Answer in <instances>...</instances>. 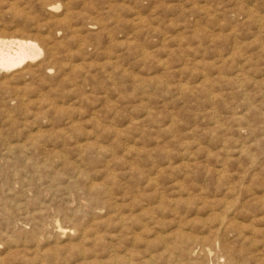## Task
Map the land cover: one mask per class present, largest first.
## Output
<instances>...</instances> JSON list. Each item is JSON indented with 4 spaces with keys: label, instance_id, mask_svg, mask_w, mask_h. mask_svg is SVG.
<instances>
[{
    "label": "rangeland",
    "instance_id": "1",
    "mask_svg": "<svg viewBox=\"0 0 264 264\" xmlns=\"http://www.w3.org/2000/svg\"><path fill=\"white\" fill-rule=\"evenodd\" d=\"M19 38L0 264H264V0H0Z\"/></svg>",
    "mask_w": 264,
    "mask_h": 264
},
{
    "label": "bare ground",
    "instance_id": "2",
    "mask_svg": "<svg viewBox=\"0 0 264 264\" xmlns=\"http://www.w3.org/2000/svg\"><path fill=\"white\" fill-rule=\"evenodd\" d=\"M52 50H51V47L50 46H47L46 47V49H45V52L47 53V54H50V53H52L51 52ZM41 53V47L39 46V44H38V42L36 41V40H31V39H29V38H19V39H9V40H4V39H0V71L1 70H3V71H8V70H10L11 68H13V67H15V66H17V65H19V64H21V63H23L24 61H26V60H31V59H34L35 57H37L39 54ZM263 101V100H262ZM261 118H263V117H261ZM260 120V119H259ZM238 122V121H237ZM244 144V143H243ZM243 147V146H242ZM35 158V157H34ZM38 158V157H37ZM40 158V157H39ZM38 161V160H37ZM33 162V161H32ZM36 162V161H35ZM37 163V162H36ZM56 163V162H55ZM260 164V163H259ZM261 165V164H260ZM37 167V166H36ZM43 167V166H42ZM263 167V166H262ZM213 169V168H212ZM222 169V168H221ZM220 169V170H221ZM219 170V169H218ZM256 171V170H255ZM208 172V171H207ZM215 172V171H214ZM218 171H216V173H217ZM220 172V171H219ZM221 174V173H220ZM252 176V175H251ZM218 177H220V175H218ZM226 178H227V176H226ZM228 180L230 179V178H227ZM263 181V180H262ZM179 182V181H178ZM29 184V183H28ZM179 184V183H178ZM237 184H239L238 182H237ZM72 185V184H71ZM230 185V184H229ZM228 185V186H229ZM227 186V187H228ZM243 186V185H242ZM231 186H229V188H230ZM8 188V187H7ZM28 188V187H27ZM26 188V189H27ZM223 188V187H222ZM231 188H233V187H231ZM5 189V188H4ZM251 189V188H250ZM28 190V189H27ZM9 191V190H8ZM17 191V190H16ZM236 191V190H235ZM251 191H252V189H251ZM200 192V191H199ZM225 192H227V190L225 191ZM240 192V191H239ZM242 192V191H241ZM2 193V192H1ZM0 193V194H1ZM189 193V192H188ZM187 193V194H188ZM243 193V192H242ZM3 194V193H2ZM9 194V193H8ZM14 194V193H13ZM179 194V193H178ZM245 194V193H244ZM243 194V195H244ZM254 194V193H253ZM4 195V194H3ZM234 195V194H233ZM238 195V194H237ZM241 196V195H240ZM258 196V195H257ZM263 196V195H262ZM244 197V196H243ZM252 197V196H251ZM256 197V196H255ZM211 198V197H210ZM173 199V198H172ZM214 199V198H213ZM225 199V198H224ZM263 199V198H262ZM210 200V199H209ZM239 200V199H238ZM248 200V199H247ZM261 200V199H260ZM264 201V200H263ZM228 202V201H227ZM231 202V201H230ZM230 202H228V204L230 203ZM203 204V203H202ZM234 204V203H233ZM237 204V203H236ZM236 204H235V206H236ZM230 205V204H229ZM241 205V204H240ZM245 205V204H244ZM243 205V206H244ZM221 206V205H220ZM219 206V207H220ZM226 206V205H225ZM228 207V206H227ZM241 207V206H240ZM199 208V207H198ZM210 208H211V205H210ZM222 209V208H221ZM230 209V208H229ZM228 209V210H229ZM197 211V210H196ZM227 211V210H226ZM2 212V211H1ZM211 212H213V211H211ZM217 212H219V211H217ZM232 212V211H231ZM8 213V212H7ZM100 213V212H99ZM197 213V212H196ZM233 213V212H232ZM235 213V212H234ZM233 213V214H234ZM209 214V213H208ZM221 214H222V212H221ZM229 214V213H228ZM203 215V214H202ZM211 215V214H210ZM215 215V214H214ZM217 215V214H216ZM223 215V214H222ZM7 216V215H6ZM5 216V217H6ZM207 217H208V215H206ZM221 216V215H220ZM226 216V215H225ZM184 217V216H183ZM183 217H181V218H183ZM205 217V216H204ZM221 218V217H220ZM219 218V219H220ZM223 218V217H222ZM27 219H28V217H27ZM32 219V218H31ZM54 219V218H53ZM202 219H204L203 217H202ZM211 219V218H210ZM225 219H227V218H225ZM233 219V218H232ZM9 220V219H8ZM56 220V219H55ZM58 220V219H57ZM181 220V219H180ZM50 221V220H49ZM48 221V222H49ZM183 221H184V219H183ZM221 221V220H220ZM179 222V221H178ZM182 222V221H181ZM201 222V221H200ZM204 222V221H203ZM208 222V221H207ZM210 222V221H209ZM227 222V221H226ZM230 222H232V220H230ZM235 222V221H234ZM233 222V223H234ZM18 223V222H17ZM20 223V222H19ZM27 223V222H26ZM180 223V222H179ZM183 223V222H182ZM211 223V222H210ZM221 224H223V222L221 221L220 222ZM236 223H239L238 221L236 222ZM22 223H20V225H21ZM47 224H49V223H47ZM220 224V225H221ZM17 225V224H16ZM16 225H14V226H16ZM53 225V224H52ZM178 225V224H177ZM219 225V224H218ZM241 225V224H240ZM13 226V227H14ZM46 226H48V225H46ZM46 226H45V228H46ZM49 226H50V224H49ZM48 226V227H49ZM180 226V225H179ZM178 226V227H179ZM251 226V225H250ZM34 227V226H33ZM51 228H52V226H50ZM176 227V226H175ZM177 227V228H178ZM220 227V226H219ZM223 227V226H222ZM44 228V227H43ZM50 228V229H51ZM177 228H175V229H177ZM180 228V227H179ZM253 228V227H252ZM24 229V228H23ZM35 229H37V228H35ZM55 232H57V233H59L60 235L61 234H63V233H65V230H66V228H65V230H63V228H61V226L60 225H58V224H55V225H53V228H52ZM20 230V229H19ZM46 230H48V229H46ZM53 230H51V231H53ZM69 230V229H68ZM85 230V229H84ZM53 231V232H54ZM220 231V230H219ZM241 231V230H240ZM253 231V230H252ZM252 231H251V233H252ZM68 232V231H67ZM159 232V231H158ZM224 232H225V230H224ZM77 233V232H76ZM164 233V232H163ZM181 233V232H180ZM241 233V232H240ZM40 234V233H39ZM209 234V233H208ZM218 234V233H217ZM233 234V233H232ZM76 235V234H75ZM86 234H85V232H80L79 233V237L81 238V239H83V238H85L86 236H85ZM175 235V234H174ZM230 235V234H229ZM62 236V235H61ZM180 236V235H179ZM200 237V236H199ZM218 237V236H217ZM221 237V236H220ZM230 237V236H229ZM250 237V236H249ZM49 238V237H48ZM63 238V237H62ZM75 238V237H74ZM174 238H175V236H174ZM201 238V237H200ZM203 238V237H202ZM53 239V238H52ZM56 239V238H55ZM70 239V238H69ZM90 239V238H89ZM222 239V238H221ZM50 240V239H49ZM66 240V239H65ZM182 240V239H181ZM211 240V239H210ZM225 240V239H224ZM77 241V240H76ZM188 241V240H187ZM218 241V240H217ZM246 241H248V240H246ZM253 241V240H252ZM52 242V241H51ZM65 242V241H64ZM254 242V241H253ZM55 243H56V241H55ZM60 243V242H59ZM63 243V242H62ZM190 243V242H189ZM216 244H218L219 245V243H216ZM215 244V245H216ZM183 245H184V243H183ZM189 245V244H188ZM214 245V246H215ZM228 245V244H227ZM254 245V244H253ZM54 246V245H53ZM196 246V245H195ZM229 246V245H228ZM255 246V245H254ZM59 247H60V245H59ZM165 247V246H164ZM216 247V246H215ZM219 247V246H218ZM217 247V248H218ZM213 248L214 247H212V250H213ZM220 248V247H219ZM191 249V248H190ZM208 249V248H207ZM206 250V249H205ZM191 251V250H190ZM210 251V249H208V252ZM218 251V250H217ZM224 251H227V250H224ZM229 251V250H228ZM211 252V251H210ZM209 252V253H210ZM257 252V251H256ZM95 253V252H94ZM213 253V252H212ZM215 253V252H214ZM226 253V252H225ZM193 254V253H192ZM196 254V253H195ZM211 254V253H210ZM210 254H208V255H210ZM221 254V253H220ZM241 254V253H240ZM201 255V254H200ZM206 255V254H205ZM237 255V254H236ZM258 255V254H257ZM194 256V255H193ZM216 256V255H215ZM230 256V255H229ZM191 257H192V255H191ZM207 257V256H206ZM209 257V256H208ZM212 257V256H211ZM210 257V258H211ZM214 257V256H213ZM217 257V256H216ZM240 257H241V255H240ZM262 257V256H261ZM210 258H208V259H210ZM222 258V257H221ZM230 258V257H229ZM234 258V257H233ZM260 258V257H259ZM85 259V258H84ZM206 259V258H205ZM226 259V258H225ZM221 259L219 258V260L218 261H220ZM224 260V259H223ZM259 260H261V259H259ZM60 261V260H59ZM236 262H237V260H236ZM225 263V262H224ZM227 263V262H226ZM240 263V262H239ZM181 264V263H180ZM214 264V263H213ZM218 264V263H217Z\"/></svg>",
    "mask_w": 264,
    "mask_h": 264
}]
</instances>
